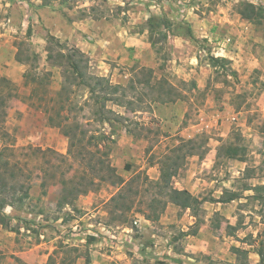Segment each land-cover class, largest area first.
Listing matches in <instances>:
<instances>
[{
	"label": "rangeland",
	"instance_id": "rangeland-1",
	"mask_svg": "<svg viewBox=\"0 0 264 264\" xmlns=\"http://www.w3.org/2000/svg\"><path fill=\"white\" fill-rule=\"evenodd\" d=\"M100 18L107 40L87 25ZM81 47L78 75L65 56ZM0 76L31 184L4 209L0 264H264V201L247 189L264 184V0H0ZM154 103L172 105L166 123ZM166 157L196 216L155 185Z\"/></svg>",
	"mask_w": 264,
	"mask_h": 264
},
{
	"label": "trees",
	"instance_id": "trees-1",
	"mask_svg": "<svg viewBox=\"0 0 264 264\" xmlns=\"http://www.w3.org/2000/svg\"><path fill=\"white\" fill-rule=\"evenodd\" d=\"M257 9L258 8H256L253 4H246V7L240 12V14L246 19L254 20L260 15ZM155 19L156 15L154 14H151L147 17L146 25L148 29L152 30L155 28ZM49 39L52 41L54 38L53 36L49 35ZM149 39L151 44L155 45L156 42L152 40L151 35ZM75 49L76 50H73V54L66 55L65 58L72 70L79 75V69L81 66L80 63L83 61V55L81 50L78 48ZM77 54L79 55V59H75L74 57ZM209 59L212 61L213 66L219 67H223L224 61H226L225 58H218L214 56H210ZM84 60L85 62L88 61L86 57ZM143 71L148 73V77L143 80V82L149 83V76L152 74V70L146 69ZM100 79L106 80L104 77H100L99 80ZM99 80H97L96 85H99ZM108 84L113 88H117L115 84L112 85L109 81ZM89 89L93 94L95 87L93 88V86H90ZM15 95L16 91L14 84L4 76H0V104L6 103ZM6 136H8V133L0 121V140L2 141L0 146V225L2 227L9 228L10 216L4 212V209L7 206L11 207L16 203H21L27 197L31 188V184L28 182L30 170L27 167V159L24 160L22 157H20L19 150L23 148L16 147L13 143H7V140H5ZM40 151L41 150L39 148H31L30 154L37 155ZM225 154L228 158H233L240 161L245 160V154L241 153V148L239 146H227L225 148ZM169 159L170 157H166V159L163 158L160 161L159 179L155 185L158 187L160 193L166 194L169 202L181 209L192 210L194 212V216H196L201 201L192 195L187 189H177L171 185V179L176 175L177 167H174V162H169ZM247 189H252L255 192L254 195H256L257 199H261L262 202L264 201V194L259 196L261 194L259 190L264 191V184L253 186ZM234 197L235 196L231 195L227 198V200L234 199ZM259 256L262 260L263 255L260 253ZM175 262L177 264L182 263L177 259ZM84 264H90L88 257L85 258Z\"/></svg>",
	"mask_w": 264,
	"mask_h": 264
},
{
	"label": "crops",
	"instance_id": "crops-1",
	"mask_svg": "<svg viewBox=\"0 0 264 264\" xmlns=\"http://www.w3.org/2000/svg\"><path fill=\"white\" fill-rule=\"evenodd\" d=\"M87 25L90 26V27H92V29H93V35L96 36L99 41L107 40V36L105 35L106 34V31H107V23L104 21L103 18L88 20L87 21ZM122 27H124V26H122ZM123 30H124V33H125V28H123ZM121 35H122V37H121L122 41H125V43L122 42V44L125 45L126 43H129L130 42V40H131L130 37L132 35H128V34H126V35L121 34ZM134 37H136V36H134ZM134 39H136V38H134ZM86 44H88V43L86 42L85 43V46H86ZM80 49H81V51H85L86 52L89 48L87 47V48H84L82 50V47H81ZM152 110L154 112V115L156 117H159L160 120L162 121V123H166V121H165V120H167L166 117H168L169 115L174 114L173 111H172V105L171 104H168L167 105V104L154 103L152 105ZM179 122H180V118L178 117L177 118V122H176V126H178ZM176 126H174V127H176ZM162 129L165 132H168V130H170L169 127L166 126V124H164V126H163ZM150 168L156 169L157 175L155 176V180H158L159 179V174H160L159 170L157 168H155V167H150ZM174 188H176V187H174ZM182 189H184V188H182Z\"/></svg>",
	"mask_w": 264,
	"mask_h": 264
}]
</instances>
